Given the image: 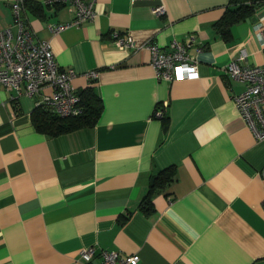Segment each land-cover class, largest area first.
Here are the masks:
<instances>
[{"label": "crops", "instance_id": "0c3cea01", "mask_svg": "<svg viewBox=\"0 0 264 264\" xmlns=\"http://www.w3.org/2000/svg\"><path fill=\"white\" fill-rule=\"evenodd\" d=\"M14 1L0 0V28L12 25ZM89 1L91 20L53 34L47 24L72 18L69 4L22 0L58 66L74 69L77 90L92 85L103 109L92 126L47 134L31 116L41 94L0 85V264H98L100 249L137 252L136 264H264V137L234 103L244 83L224 70L240 48L264 62L254 30L264 0L227 38L213 22L229 0ZM113 30L132 44L119 47ZM190 33L203 45L187 47L197 76L156 79L143 43Z\"/></svg>", "mask_w": 264, "mask_h": 264}, {"label": "built area", "instance_id": "2783aa9c", "mask_svg": "<svg viewBox=\"0 0 264 264\" xmlns=\"http://www.w3.org/2000/svg\"><path fill=\"white\" fill-rule=\"evenodd\" d=\"M68 3L73 16L65 22L48 23L47 28L53 34L70 26L80 25L91 20L95 15L93 2L89 0H48V2ZM258 3L262 0H249ZM13 23L0 28V85L25 93L31 97L41 94L35 105H43L59 116L77 115L82 111L78 90L72 84L75 74L73 68L61 69L54 57L49 40L38 38L30 28L24 14L22 0L12 4ZM153 11L161 15L164 6L157 5ZM15 28V29H13ZM254 30L259 45L264 50V23L254 22ZM112 37L119 47L132 44L126 36L113 30ZM190 33L184 40L171 39L161 45L152 41L143 44L150 51V62L156 79L175 80L193 78L198 74L197 59L189 54L187 47L194 44L197 51L202 43L195 41ZM197 42V43H196ZM249 53L240 48L236 55L230 57L224 65L229 77L244 83V89L233 95L234 103L240 116L246 121L254 134L264 137V62L251 63ZM95 70L86 73L89 81L96 77ZM50 92H45V88ZM156 117L164 116V108L157 105ZM95 253L94 246L84 247L80 257L87 262ZM101 260L98 264H136L140 256L137 252L122 253L116 249H100Z\"/></svg>", "mask_w": 264, "mask_h": 264}, {"label": "trees", "instance_id": "16d2710c", "mask_svg": "<svg viewBox=\"0 0 264 264\" xmlns=\"http://www.w3.org/2000/svg\"><path fill=\"white\" fill-rule=\"evenodd\" d=\"M30 4L24 1V7ZM54 7L59 8L62 5L61 2H53ZM255 1L249 0H229L221 16L213 22L214 28L222 34L225 38L229 36L230 26L238 20L246 18L254 10ZM32 10L37 13H42L43 9L36 3L33 4ZM93 82V81H90ZM80 96V104L82 111L77 115L59 116L52 113L49 109L43 105H36L32 112V122L40 131L56 135L59 133L71 131L82 126H92L98 120L102 109L103 102L92 86H86L78 90ZM162 173V174H161ZM165 174L160 170L157 175L153 177L151 185L159 183L161 179H164ZM168 175L166 176V178ZM142 203L149 204V196L146 195Z\"/></svg>", "mask_w": 264, "mask_h": 264}]
</instances>
